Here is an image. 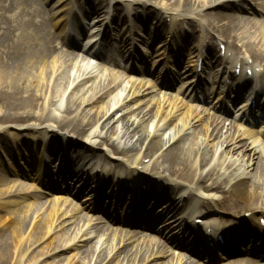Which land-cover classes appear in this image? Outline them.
Masks as SVG:
<instances>
[{
	"label": "bare ground",
	"instance_id": "1",
	"mask_svg": "<svg viewBox=\"0 0 264 264\" xmlns=\"http://www.w3.org/2000/svg\"><path fill=\"white\" fill-rule=\"evenodd\" d=\"M62 1L0 0V150L10 160L7 174L12 177L11 182L17 183L7 192V201L0 203V264H58L65 253L82 246H85L79 254L82 261L97 253V264L107 258L109 263L120 254L121 262L116 264H172V259L159 263L172 245L190 249L194 254H205L209 262L221 259L217 256L219 251H234L243 243L251 245L244 252L253 251L257 245L264 253V226L260 225L264 219V146H257L256 140L245 142L249 131L241 128L246 120L252 121L250 112L248 118L245 113L251 104L255 116L264 122V87H252L251 94L238 104L230 122L210 110H184L165 97L155 98L141 81L125 83L113 73L112 67L121 63L114 56L117 42L109 37L118 38L120 57L129 44L119 28L113 29V20L107 21L109 12L103 9L118 12L121 5L142 8L151 5L149 11L153 12L145 14L144 20L148 23L150 19L157 20L160 26L163 20H169L168 30L172 28L175 36L179 25L197 20L200 32H206L211 44L188 49L189 64L193 65L184 67L183 74L166 69L167 75L160 84L183 75L190 76L182 83L188 84L189 90L202 88L203 74L197 72V63L201 56L209 55L213 60L221 56V49L215 50L218 43L224 51L222 60L232 71L224 67L221 74L228 76L226 80L214 75L213 83L223 84L212 107L215 112L229 106V103L222 106L225 101L235 103L238 95H230L228 86L234 88V83L239 88L235 84L240 80L235 77L238 66L250 69L253 79L258 76L255 68H262L264 73V21L256 19L264 11L246 7L243 3L248 0H85L83 3L68 0L66 10L60 12L56 7ZM14 9H17L15 18L10 15ZM69 15L74 20L80 18L84 26L74 21L67 34ZM60 20L61 33L55 34L51 28ZM83 30L89 34L84 44H79ZM99 35L102 36L99 38ZM165 45L159 44L158 55L165 54ZM101 48L108 56L103 57ZM183 48V43L174 48V56H167V62L179 67V54L176 58L175 54ZM201 48L205 49L204 55ZM124 60L126 66L131 62L130 71L141 74L143 79L149 77L147 70L138 68L139 64H145L138 56L129 54ZM145 83L155 85L150 79ZM119 85L123 86L121 92H116ZM219 102L220 105H215ZM133 106L142 107L138 114L140 121L125 119ZM116 111L123 113L119 126L114 125L117 121L112 118ZM149 116L157 120L155 126L149 130L143 126L134 132ZM130 128L134 129L130 131ZM168 129L171 133L164 138ZM50 145L54 149L64 145L66 151L80 158L73 162L62 159L65 155H61L57 161L53 160L59 169L52 170L49 156L43 153L46 149L55 154L49 150ZM102 146L107 147L109 160L117 155L115 159L123 164L122 170L115 166L112 172L99 164L102 173L98 177V190L111 183L115 187L112 194L106 193L116 200L113 214L118 213L117 203L122 198H128L126 214L131 215L138 207L145 211L151 207L147 215L143 214L148 221L140 226V234L131 236L141 241L134 249L128 248L131 238H127L128 231L124 229L106 230L110 231L112 243L101 250L102 245H98L102 237L98 233L103 227L92 218L63 235L79 219L78 208H82L72 195L73 190L79 193L94 189L89 183L91 179L83 178L84 167L83 163L78 166L79 160L95 157ZM11 157L18 167L13 166ZM146 158L150 170L140 173L139 166L143 171L149 168L143 165ZM92 169H86L85 173L94 172ZM6 182L7 178L0 179V186ZM96 183L97 180L94 186ZM39 187L45 193H39ZM50 191L59 193L50 202L40 203L42 195ZM90 197L86 195L83 200H95ZM145 203L150 207H144ZM126 214L125 222L129 218ZM210 215L222 221L206 217ZM225 220L231 222L224 224ZM197 221H202L208 229H202ZM156 223L165 236L159 235ZM134 224V221L128 223ZM219 234L223 245L217 240ZM49 238L52 240L39 248ZM213 255L216 256L211 260ZM188 261L189 258H180L177 264H191ZM70 262L66 260V264ZM233 264L250 263L241 260Z\"/></svg>",
	"mask_w": 264,
	"mask_h": 264
},
{
	"label": "rangeland",
	"instance_id": "2",
	"mask_svg": "<svg viewBox=\"0 0 264 264\" xmlns=\"http://www.w3.org/2000/svg\"><path fill=\"white\" fill-rule=\"evenodd\" d=\"M81 1V0H79ZM85 0H82V3ZM230 2H233L234 0H228ZM54 3L58 2V0H53ZM72 2H74V0H72ZM68 3L69 1L67 0H63L62 2H60L57 7L56 10H60V12H63L66 10V8L68 7ZM246 7L251 6V8H255L257 10H261L264 11V0H250L247 2L243 3ZM151 5H148L146 8H142L141 6H123L121 5L120 9L118 10V12H114L112 10V8H104V11H108L109 15L107 16V21L109 20H113L112 22V27L115 30L116 28H119L122 31V34L125 36V39H127L128 44L130 50H128V48L126 50H124V52H122V56H118L120 55L118 52V38L117 37H109V40L115 39L116 40V46L115 48H113L115 50V57L116 59L121 63L120 66H115L112 67L113 69V73L116 74V76H120L123 78V80H125V83L128 82V80H137V81H141V83L145 84L146 88L149 89L151 91V95L153 97H157V98H162L165 97L166 99H168L169 101H171V103H173L174 105L180 107L181 109L186 110L187 108H194L197 109L198 111H202L205 110L206 112L207 110V105L209 103H204L203 101H201V103L203 104H198L196 103L192 97H190L188 95V91L186 90V86L182 87V83H184L183 81H187V79L190 78V76H182V78L177 79V78H173L170 82H166L164 85H160V81L162 80V77L167 75V70L169 69L172 72H179L181 70H183L184 66H188L189 65V61L191 58H189V52L188 49H192V47H196L199 44L201 45V47H205L206 45H210L211 41L208 38V35L206 34V32L203 30L202 32H200L199 30V26L196 25L198 24V21L195 20V22H189L188 20L184 23L179 25L176 28V34H178L177 36L173 35V29L171 28L169 29V20H163L164 24L162 26H160L161 22L158 23L157 20H151L149 21V23L144 20L145 19V14H150V12L152 13L153 10L149 11V9L151 8ZM12 13H10V15H12L13 18L16 17L17 15V9H14L11 11ZM104 14V13H103ZM105 16V15H104ZM79 17V16H78ZM261 16H258L256 19L260 18ZM80 18H78L77 20H74L73 18H71V16L69 15L67 17V21L69 23L74 22L78 23L81 20H79ZM190 20V19H189ZM259 20H264V15L261 19ZM87 23L90 22L89 20H85ZM56 22V21H55ZM62 25L63 23L60 21H57L51 28V30L55 33H61V29H62ZM88 26V25H87ZM92 26V25H91ZM86 27V25H85ZM89 28V27H88ZM87 28V29H88ZM180 28L182 29V33H180ZM195 30L193 35L191 34V31ZM86 33V31H85ZM115 34V33H113ZM211 36L214 37V39L216 40V36L214 33L210 34ZM87 36H88V32H87ZM86 35L83 36L81 38V40L85 39L87 37ZM108 38V37H107ZM183 43L184 44V48L182 49V51L180 53L176 52L175 54V58L177 57L180 66L176 69V67H171V63L167 62L168 57L170 56H174V48L176 49L177 46ZM159 44L165 45L164 47V51L165 54L164 55H158V52L160 51V49L158 48ZM218 44V43H217ZM217 44L215 45V50L216 52H218L219 46H217ZM60 46V45H59ZM103 46H105V44H103ZM107 46V45H106ZM169 46V48H168ZM239 45H237L238 48ZM202 51L204 52L205 49L202 48ZM126 52V53H125ZM205 53V52H204ZM129 54L132 55H136L138 56L140 59H142V61L145 63L144 66L143 65H139L138 67L144 68L145 70L148 71L149 77L147 79H150L154 82L155 85H148L147 83H145V80L147 79H143L141 77V74H135L134 72L130 71L128 69V65H131V62L127 63V66L124 65L126 63L124 59H127ZM103 57L108 56L107 52L105 49H103ZM205 78H207L210 82L212 81V78L215 74H221L222 72V68L223 67H228L226 65H222L219 67V63H221L222 58H217L215 61L213 62H209V58H207L205 56ZM93 62H97L99 63L97 60H92ZM191 64V63H190ZM211 64H214L213 67H210ZM193 65V63L191 64ZM215 68H219L218 70H215ZM260 70V72H262V69H258ZM242 71L244 72V69H242ZM180 74H183L180 73ZM222 75V74H221ZM255 81L260 85L264 83V73L259 74V76L255 79ZM254 81V82H255ZM122 85L117 86L116 92L119 91L121 92L122 89ZM115 93V91H113L111 93L110 96H112ZM109 96V97H110ZM108 100V98L105 100V102ZM142 109V107H140ZM138 108V106H133L132 108V112L131 114L126 115L125 119L131 118L132 120L140 121V116H138L139 112L141 111V109ZM205 108V109H204ZM115 111V109H114ZM123 113L121 112H115L113 115V120L114 122L117 121L114 125H120L119 121L120 118L122 117ZM225 116L229 117L228 114H226ZM104 119H102L100 121V123L103 121ZM145 122H140V126H138V128H130V131L136 132L137 130L141 129L143 126H147V129H151L153 126H155L157 120H153L152 116L147 117V119H144ZM230 120H232V118H228V121L230 122ZM144 123V124H142ZM259 126V127H258ZM261 127H264V122H258L255 124H248L246 126L241 127L242 130H248L249 131V136H245V142L247 143H251L253 140H256V144L262 148V146H264V130L261 129ZM172 128V127H171ZM134 132H129L130 135H132ZM169 133H171V131L168 129L165 131L164 133V138H167ZM57 134H55L54 136H56ZM60 135V134H58ZM78 143V145H83L82 142H76ZM4 147V144L2 145ZM49 150L55 151L54 155H50V153L48 154V156H53V158H50L51 160V169L53 170L54 168L57 169L58 168V164H53V160L59 159L61 157V155H65V157L63 156L62 159H70L72 156H74L75 154H71L68 151H66V149H64V145H59L56 149H54L52 147V145H50ZM107 147L106 146H102L101 148H99L100 152L95 153L96 157L94 160V164H100L101 162V166L107 170L111 169V172L113 171V168L116 166L118 167L117 169H123V164L120 163L119 161H117L115 158V156L117 155H113V157H111V159L109 160L108 157L110 158L109 154L106 152ZM2 151L0 150V161H1V165H0V179L2 178H7L8 182H6L5 184H2L0 186V203L7 201L8 196H7V192L12 189V187H14L16 184L11 182V178L10 175L7 174V169H8V163L10 162V160L8 161V158H4L2 156ZM44 153V151H43ZM142 154V152H140ZM106 155L108 157H106ZM14 156V154H13ZM105 156V157H104ZM15 158H16V154H15ZM11 162H13V166L17 165L18 167V163L15 164L14 163V159H12V157L10 158ZM16 162V159H15ZM59 163V161H58ZM122 164V165H120ZM143 165H148V170L143 171L142 166L138 167V171H140V173H144V172H148L150 170V165H149V159L146 158L143 161ZM81 166H85V170L91 166V163H87L84 162ZM98 169L100 170V167L95 168V170ZM116 169V170H117ZM91 172V173H87L88 175H83V176H88L91 181H89L90 186H94V181L97 180L96 185L94 186V189H90L88 191H82V192H77V190H73L72 195H74V197L76 198V200L78 201V203L81 205L82 208H78L79 214L78 217L79 219H77L72 225L68 226L66 228V230L64 231L65 235L66 233H70L71 230L77 229L79 226H81L85 220H87L88 218H92L93 220L97 219V222L99 223V225H101L103 227L102 231H100L98 233V235H100L102 237V240L100 241V244L98 245V247L100 245L101 246V250H105L106 248H108V246H110V244L112 243V237L110 236V231H106V230H117V231H121V230H126L128 231L127 234L129 235L127 238H131V236H138L140 233L139 229L140 226L137 224H134L133 226L128 225V223H125L124 220V214L129 212V209H125V207H128V200L127 199H121V202H119V204L117 203V208H118V213L115 215L113 214V203H116V200L108 197L107 194H111L113 189H115L113 183L111 184H107L101 186V188L98 190V184H100L98 182V175L100 176L99 172ZM32 171V170H31ZM33 171H35L33 169ZM85 172V171H84ZM90 175V176H89ZM94 177V181H92ZM109 176V175H107ZM105 176H103L102 179H104ZM107 181V180H106ZM248 182V181H247ZM246 182V183H247ZM28 183V182H26ZM131 185V184H129ZM97 186V187H96ZM155 186V185H154ZM96 187V188H95ZM131 186H129L128 188H130ZM162 189V188H160ZM37 191L39 193H45L44 190H42V188H37ZM59 193L58 191H50L47 193V195H42V197L38 200L40 203H48L52 200V198L54 197V194ZM105 193V194H104ZM86 195H91L90 198L94 197L95 200H91L89 202H85L83 199ZM93 199V198H92ZM121 203V204H120ZM165 203V201L160 202L158 204V206H162ZM147 206V205H144ZM107 207V208H106ZM204 208V207H203ZM83 209V210H81ZM205 209V208H204ZM133 212V211H132ZM212 214H214V212H211ZM224 215H226L225 213H223ZM130 214H126V217L129 216ZM114 217V218H113ZM206 217H214L213 219L216 221H222L220 220V217H215L214 215H210V216H206ZM238 219V218H236ZM164 220V219H163ZM127 221V219H126ZM231 221L229 220H225L224 224H229ZM125 223V224H123ZM201 225V224H200ZM136 229V230H135ZM137 231V232H131V231ZM160 230V228H159ZM158 230V232H159ZM152 233V232H151ZM104 234V235H103ZM159 235L161 236L162 233L159 232ZM52 240V238H49L47 240H45L42 245L39 246L43 247L44 245H47V243H49ZM162 240V239H161ZM141 241L140 239H129L128 240V248H136L138 247ZM158 244V243H156ZM86 245V244H84ZM251 245H248L246 243L240 244L238 246L237 250L234 251H228L225 249L224 252H218L217 256H219L221 259L220 260H214V256L213 258H211V260L213 259L214 261L209 262L208 259H206V255L205 254H194L192 250H187L185 248H179L176 247V245H172L171 248H167V255H165L164 258L160 259L159 263L165 262L166 260H170L172 259L171 263L172 264H177L178 260L181 258H185L189 261L191 264H233V262L235 261H241L243 260V262H248L250 264H264V253H260V249H256V247L254 248V251H252V249L250 250V252H244V250H248L250 248ZM85 246H82L80 248H77L76 250H71L68 253H65L58 261V264H66V260H70V264H97L98 261L96 260V256L97 253L94 254L93 256H89L88 258H86V260L83 262L82 258L80 257V251H82V249H84ZM182 250V251H180ZM239 251H243V253H239ZM260 255V257H259ZM120 257L115 256L113 259H111L109 261V263H106L109 258L105 259L104 261H102L99 264H116V263H120L121 262V258H122V254L119 255ZM171 256V257H170ZM182 261V260H181ZM182 264V262H181Z\"/></svg>",
	"mask_w": 264,
	"mask_h": 264
}]
</instances>
